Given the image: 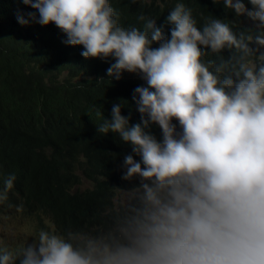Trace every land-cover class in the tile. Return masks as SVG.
<instances>
[{"label":"clouds","instance_id":"clouds-1","mask_svg":"<svg viewBox=\"0 0 264 264\" xmlns=\"http://www.w3.org/2000/svg\"><path fill=\"white\" fill-rule=\"evenodd\" d=\"M209 1L232 11L229 23L198 28L177 2L166 35L142 15V30L122 27L109 0H21L35 11L18 14L19 24H55L86 60L114 61L111 81L127 72L141 82L123 88L105 116H83L95 149L98 134L118 138L124 170L115 180L92 179L83 154L69 185L56 172L17 167L4 178L0 167V203L10 201L13 219L25 222L17 225L25 246L15 255L0 247V264H264V0ZM209 53L219 63L202 59ZM50 119L40 145L49 160L64 161L76 120L70 112ZM22 176L24 190L11 192ZM99 182L109 191L99 214L135 187L123 215L93 235L98 217L81 228L68 198Z\"/></svg>","mask_w":264,"mask_h":264},{"label":"trees","instance_id":"trees-1","mask_svg":"<svg viewBox=\"0 0 264 264\" xmlns=\"http://www.w3.org/2000/svg\"><path fill=\"white\" fill-rule=\"evenodd\" d=\"M177 2L184 3L192 10L198 28H202L208 20L214 18L229 23L233 15L230 10L225 14L223 3L220 7L213 5L209 0H137L136 3L132 0H109L110 5L119 14V24L122 27H136L142 30L146 22L138 19L142 15L146 20L157 21V26L163 27L166 35L170 34L171 28V25L166 23V17ZM34 11L21 0H0V167L4 169L2 175L4 178L10 175L12 167L28 174L53 171L60 175L63 184L69 185L72 162L83 154V164L92 179L97 174H108L109 179L113 181L118 173L124 170V152L119 147L118 138L112 133L103 136L96 132L99 149H95L86 133L83 116L88 113L98 115L97 109L105 116L107 112H111L112 105L123 96V88H129L136 79L138 82H141V79L136 74L125 72L121 80L111 81L106 70L114 61L111 58L106 61L86 60L80 54L82 47L64 43L66 36L55 24L41 26L34 21L28 25L18 23V14H25L27 19L26 14ZM202 59L205 62L211 59L219 63V57L212 53ZM101 78L103 81H100ZM68 112L76 120L73 131L77 142L75 147L68 151L64 161L49 160L40 145L43 128L52 123L50 117L65 115ZM123 112L122 108V114ZM95 122L98 123L99 120L95 119ZM135 159L139 161V158ZM26 178L22 176L19 181L15 180L10 191L24 190L20 189L18 183ZM133 187L135 186L132 185ZM32 190L33 186L30 185L29 192ZM108 192L99 182L92 191L68 198L69 213L81 228L97 217L99 222L112 226L114 221L123 215L125 209L116 208L115 204L113 208L99 214L107 205ZM9 203L7 200L0 203V213L5 212L7 215L0 220L9 219L8 215L13 214L14 208ZM0 229L2 230L1 226ZM95 234L97 233L93 235ZM6 239L3 233L0 234V247L6 248L10 244ZM19 244L8 251L25 246V242ZM15 264H19V259Z\"/></svg>","mask_w":264,"mask_h":264},{"label":"bare ground","instance_id":"bare-ground-1","mask_svg":"<svg viewBox=\"0 0 264 264\" xmlns=\"http://www.w3.org/2000/svg\"><path fill=\"white\" fill-rule=\"evenodd\" d=\"M124 193H128V191H127V192L125 191ZM122 194H123V193H122ZM128 201H129V199H128L126 202H121V201H120L119 204L116 205V208H118V207H122L123 209H125L126 204L128 203ZM115 203H116V202H114V204H115ZM12 215H13V214L8 215V217H10L9 219H4V218H2V219L0 220V226H1L2 229L8 226V229H9V230H18V226H17V224H15L14 227L9 226V224H8V221H9V222L16 221V219H13ZM4 216H7L5 212H4V213H0V218H1V217H4ZM11 217H12V218H11ZM110 227H111V226H109V225H107V224H104V223H101V222H99V221L97 220V224H96V226L93 228V230L91 231L90 234H94V233L102 232V231L105 230V229L108 230ZM1 232H2V230L0 229V234H1ZM88 234H89V229H88ZM7 242H8V241H7ZM9 242H10V244H8V246L6 247L7 250L10 249V248H14L15 246H19V245H20V244H19L20 242H11V241H9ZM21 243H22V242H21ZM19 251H20V249H12V250H10V252H12L14 255H15V254H18Z\"/></svg>","mask_w":264,"mask_h":264},{"label":"rangeland","instance_id":"rangeland-1","mask_svg":"<svg viewBox=\"0 0 264 264\" xmlns=\"http://www.w3.org/2000/svg\"><path fill=\"white\" fill-rule=\"evenodd\" d=\"M129 196H130V191H128V193H123L121 195V197H122L121 202H126L129 199ZM18 220L19 221H12V222L8 221L9 226L14 227L15 224H17L18 226L24 225L25 222L22 220V218H18ZM2 233L6 236V238H7L6 240H9L11 242H20V243L24 242L20 233H19V230H9L8 226H7V227L2 229L1 234Z\"/></svg>","mask_w":264,"mask_h":264}]
</instances>
